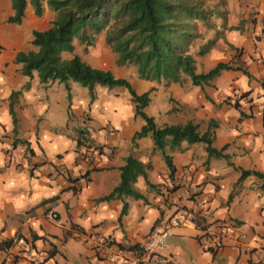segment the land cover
<instances>
[{
    "label": "crops",
    "instance_id": "0c3cea01",
    "mask_svg": "<svg viewBox=\"0 0 264 264\" xmlns=\"http://www.w3.org/2000/svg\"><path fill=\"white\" fill-rule=\"evenodd\" d=\"M9 1L0 0V23L13 13ZM5 2L9 7L4 10ZM226 7L227 24L244 20L243 29L227 31L213 49L196 57V71L230 61L231 45L242 49L239 64L250 78L240 70L222 71L203 88L192 85L185 75L181 83L169 85L144 80V91L152 88L149 115L157 126L193 121L203 133L212 121L217 125L212 146L224 149L227 156H209L203 143L167 145L164 152L176 170L173 179L150 135L132 145L131 138L144 121L135 116L134 105L113 90L97 87V98L90 103L87 90L71 83L68 100L62 84L39 83L34 73L29 89L13 104L14 123L9 96L29 81L14 58L18 51L32 49L20 47L23 35L32 36L24 26L15 29L16 24H10L4 31L0 26V244L20 236L8 250L0 248V264H34L28 257L30 249L40 253L46 264H141L132 255L131 263L102 258L95 252L93 237L100 235L115 247L135 250L151 231L178 216L185 221L167 239L161 264H254L264 249V194L253 175L239 179L240 169L264 173V39H255L264 28V2L252 5L254 11L243 0H227ZM30 8L26 7L22 21ZM254 20L255 31L250 23ZM203 32V41L213 36V31ZM64 54L63 58L72 56ZM243 92L250 94L237 109L232 103ZM227 98L230 103L224 102ZM81 126L86 127L92 146L77 152ZM86 152L90 161L84 158ZM130 154L149 165L145 177L139 176L133 184L145 199L101 200L119 184V168ZM56 166L66 169L71 178L89 170L88 180L80 179L72 188L71 182L53 172ZM147 181L157 187L149 188ZM124 203L127 213L119 220ZM198 217L206 229L220 221L236 226L247 235L253 253L229 245L212 249L195 223Z\"/></svg>",
    "mask_w": 264,
    "mask_h": 264
},
{
    "label": "trees",
    "instance_id": "16d2710c",
    "mask_svg": "<svg viewBox=\"0 0 264 264\" xmlns=\"http://www.w3.org/2000/svg\"><path fill=\"white\" fill-rule=\"evenodd\" d=\"M10 3L13 13L7 18V22L11 24L22 23L28 5L37 17L43 14L44 4L54 12L48 30L33 32L32 44L37 48L18 51L15 54L14 62L20 65L21 74L29 81L21 89L12 91L9 96V110L14 123L16 118L13 104L23 90L29 89L30 80L36 73L39 83L62 84L68 100L71 97L70 85L73 82L87 90L90 103L97 98V87L126 90L134 105L135 116L144 121L141 128L132 136V145L135 146L137 140L150 135L154 147L162 153L171 179L176 170L171 158L164 152L167 145L178 147L182 142L203 143L209 156L227 158L223 154L224 149L218 150L212 146L215 139L214 129L217 126L214 122L210 121L203 133L199 131V125L193 121L157 126L154 118L145 112L151 101L152 88L142 93L136 92L128 79L115 76L111 70L94 67L73 53L72 44L73 38H78L85 48H88L94 44V36L105 30V42L118 54V64L134 66L141 80L164 82L165 85L181 83L182 76L185 75L192 85L203 88L222 71L227 70H240L250 78L251 74L239 64L242 49L231 45L229 47L234 51V55L230 61L218 62L206 72L196 71V57L204 56L213 49L218 40L224 39L227 31L243 29L244 20H240L234 26L227 24L229 13L226 7L227 0H10ZM203 29L213 31V36L203 41L205 38ZM257 39L262 38L259 36ZM198 40L201 41L192 53L191 49ZM63 52L72 53V56L63 58ZM249 94L243 92L236 97L232 103L235 108L239 109L240 100ZM224 102L230 103V98ZM241 116L250 115L241 112ZM86 146H92V143L87 138L86 127L81 126L77 129L76 151L80 152L81 148ZM148 167L149 165H144L132 154L128 155L119 168V184L101 200L122 196L144 200L145 197L134 189L133 184L139 176L145 177V168ZM240 172L239 180L249 175L258 179L259 189L264 194L263 172L242 169ZM88 174L89 170L78 177L67 176L66 179L74 188L78 180H88ZM147 185L151 189L157 187L149 181ZM127 209V203H124L119 220L127 213ZM194 220L199 228L206 229L201 218ZM219 223L226 224L225 221ZM19 239V235L5 239L1 242L0 248L8 250Z\"/></svg>",
    "mask_w": 264,
    "mask_h": 264
},
{
    "label": "built area",
    "instance_id": "2783aa9c",
    "mask_svg": "<svg viewBox=\"0 0 264 264\" xmlns=\"http://www.w3.org/2000/svg\"><path fill=\"white\" fill-rule=\"evenodd\" d=\"M84 156L87 161H90L91 156H89L88 152ZM53 170V172L58 176H62L64 179L69 176L68 171L61 166H56ZM51 217L54 219L55 215L51 214ZM184 221L179 216L171 218L160 229L151 231L142 242L140 248L135 250L115 247L114 243L100 235L93 237L94 249L102 258L108 259L109 257H116L121 259L122 263H131L132 255L134 256V260L141 264H161L167 239L173 235L174 229L181 226ZM202 230L204 243L212 247V249H219L225 245H229L233 248L243 250L246 253H253V249L247 241V235L244 232L238 231V228L234 225L219 223L211 229ZM28 257L34 264H46L43 256L40 253L33 252L32 249L29 250ZM254 264H264V249L259 250Z\"/></svg>",
    "mask_w": 264,
    "mask_h": 264
},
{
    "label": "rangeland",
    "instance_id": "374dc122",
    "mask_svg": "<svg viewBox=\"0 0 264 264\" xmlns=\"http://www.w3.org/2000/svg\"><path fill=\"white\" fill-rule=\"evenodd\" d=\"M212 1H214V0H212ZM236 1L242 2V0H236ZM261 1L264 2V0H243V3L247 7H251V9H253L252 5H255L257 7L258 5H260ZM7 3L8 2H5V4L3 5L4 10L9 7V5ZM9 3H10V1H9ZM253 11H254V9H253ZM28 12H29L28 18L26 15V17L24 18V21H22V24L20 25V27L15 25L14 28L20 29L22 26H24V28L27 29L28 33H31V36H32L31 39H26L25 35L22 36L21 42H20L21 48L26 49L28 47H31L32 49H36L37 47L32 44L33 32L34 31L43 32V31L48 30L51 27V22L54 18V12L51 11L46 6V4H44V11L40 17H37L34 15L32 8L28 9ZM26 13H27V11H26ZM29 16H31V17H29ZM248 20L249 21L253 20L252 15L248 18ZM250 23L254 24V31H255L256 21L254 20ZM10 24L11 23L7 22V18L3 19L0 23L1 31H4V28L10 26ZM14 32H17V31L14 30ZM105 36H106L105 30L101 31L99 34H96L94 36L96 43L94 41V44L89 46L88 48H85V45L82 44L78 40V38H73L72 44H73L74 50H76V52L79 53L81 58L84 61H86L87 63H89L93 66L103 68V69L111 70L115 76L124 77V78L128 79L132 83L136 92L142 93L146 89V86H147V84H145L146 82L144 80H141L138 78L137 73H136V69L134 66L126 65V64L121 65V64L117 63L118 54L113 52L111 47L109 45H107V43L105 42ZM259 36L261 38H264V28L262 29V31L260 33L258 31L257 35H255V39L257 41H259L257 39V37H259ZM200 41L201 40H198L196 42L194 48L191 49L192 53L195 52ZM64 53H65L64 54L65 56L72 54L69 52H64ZM73 53H74V51H73ZM198 66L200 68L201 64H199ZM185 79H187V78H185ZM73 85L76 86L77 89L80 88L86 92V90L84 88H82L78 83L73 82ZM101 89L104 90L106 88L102 87ZM112 90L114 92H117L118 95H120V96L124 95L123 97L125 98V100L128 103H131L133 105V103L130 101L129 94L127 93L126 90L118 89V88L112 89ZM108 91H110V90H108ZM145 111L149 115L152 112L151 106H148Z\"/></svg>",
    "mask_w": 264,
    "mask_h": 264
}]
</instances>
